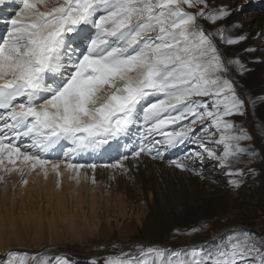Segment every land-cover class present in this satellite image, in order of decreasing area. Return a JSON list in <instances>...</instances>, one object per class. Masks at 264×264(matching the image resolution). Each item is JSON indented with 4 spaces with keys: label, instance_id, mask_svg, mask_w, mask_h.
<instances>
[{
    "label": "snow or ice",
    "instance_id": "obj_1",
    "mask_svg": "<svg viewBox=\"0 0 264 264\" xmlns=\"http://www.w3.org/2000/svg\"><path fill=\"white\" fill-rule=\"evenodd\" d=\"M242 9L218 0H15L0 35V171L27 186L31 174L60 177L63 168L79 182L91 169L95 184L98 166L115 180L147 158L205 178L199 169L211 161L238 190L264 162L236 119L251 102L237 91L247 65L223 52L250 39L231 21ZM111 153L105 164L73 162ZM46 252L9 251L0 264H78ZM90 264H264V234L233 226L213 247L137 244Z\"/></svg>",
    "mask_w": 264,
    "mask_h": 264
},
{
    "label": "bare ground",
    "instance_id": "obj_2",
    "mask_svg": "<svg viewBox=\"0 0 264 264\" xmlns=\"http://www.w3.org/2000/svg\"><path fill=\"white\" fill-rule=\"evenodd\" d=\"M218 2L229 5L226 0ZM14 10L15 0H4V3L0 4V17L10 18ZM231 21L242 25L240 31L250 37L240 45L223 48L225 57L240 56L248 69L242 76H236V80L241 97L251 102L247 115L236 119L242 121L245 128L250 121L254 122L252 134L249 131L253 137L252 144L254 138L259 137L263 146L262 152H258L264 154V44L258 43L261 37L259 34L264 29V11L250 13L244 22L239 21L234 14ZM244 48H255L257 51L246 53ZM181 150L170 151L167 155L169 158H176L182 155ZM105 158L106 156L97 157L93 161L101 162ZM255 168L256 175L247 180V183H252L253 189L257 186L255 183L262 179L264 162L258 159ZM207 169H199L205 177L201 178L187 172L168 169L163 164L145 158L138 170L133 169L125 176L117 175L115 180L111 179L110 169L98 166L95 170V184L91 182V169H81L79 182L74 178V173L64 171L63 168V175L60 177L51 170L47 178L42 173L31 174L27 177L29 183L26 187L45 195L47 206L42 210L37 204L23 205L18 215L9 213L7 207L0 206V250L25 247L26 238L22 230L32 224H35L33 231L38 227L39 231L47 229L48 233V241L38 240L36 246L44 243L55 245L62 241H88L96 237V234L103 236L112 230L109 220L100 222L97 219L103 208L107 211L109 207L115 206L118 208V215H125L127 211H131L129 205L136 201L146 206H143L146 213L143 229L155 242H161L163 237H167L185 246L199 244L212 237L216 230V217L231 219L232 214L227 213L226 205L234 200L233 190L226 186L225 177L217 179L223 173ZM0 176L4 177V181L0 182L1 204L6 190L11 186L8 182L15 183L20 176L18 173L8 174L3 171H0ZM99 180H104V185L98 182ZM107 186L115 194H110L106 199ZM193 227L203 230L199 234H191ZM128 228L130 225L124 224L120 231L128 233ZM90 261L87 264H90Z\"/></svg>",
    "mask_w": 264,
    "mask_h": 264
},
{
    "label": "rangeland",
    "instance_id": "obj_3",
    "mask_svg": "<svg viewBox=\"0 0 264 264\" xmlns=\"http://www.w3.org/2000/svg\"><path fill=\"white\" fill-rule=\"evenodd\" d=\"M226 1L233 7L238 4L243 5L242 11L236 13L237 19L241 22L247 20L250 13H259L260 11H264V0H249L248 3H245V0ZM256 3L258 4L259 9L256 7ZM13 14L14 12L11 15ZM261 33H264V29ZM258 43L264 44V36H261L258 39ZM238 93L241 95L239 91ZM253 125L254 122L250 121L249 125L246 126V129L250 131L251 134L253 132ZM253 145L256 147L257 151L262 152L261 150L263 145L259 137L254 138ZM203 167L206 169L208 168L207 170L210 169V171L219 172L214 168L213 162L205 163ZM223 177L224 176L221 174L217 177V179H222ZM98 182L104 185V180H99ZM8 184H11V186L9 187V190H6L5 198L1 200L0 206L7 207L6 209L9 213L13 212L15 215H18L23 205L37 204L42 210L47 206L45 195L43 196L42 193L38 194L37 192L31 190V187L21 186L20 179L16 180L15 183L8 182ZM255 184L257 185L255 189H253L252 183L246 182L238 190L232 191L234 194V200L228 202L226 205L228 211L227 213L230 212L232 214L231 219L227 220L225 217H216L217 225L213 235L217 231H221L224 228H226L225 230H229L232 226H242L258 236L260 234H264V174L261 181ZM107 189L108 192L106 194L108 196H106V199L110 194H115L109 186H107ZM112 189L114 190L113 187ZM143 206L145 205L142 204V202H133L129 205L131 211H127L125 215H118V208L115 206L109 207L107 211L103 208L101 211L102 214L97 216V219L100 222L109 220L110 228L112 229L111 232H108L103 236L96 234V237L93 239L76 243H70L68 241H65L64 243V241H62L60 243H56L55 245L53 243H44L43 245L36 246V243L39 241H48V233L47 229L39 231L38 227L35 231H33L35 224H32L24 227L22 230L23 235L26 238L24 241L27 245L21 248L10 247L9 249L3 251L0 250V257H3L2 254L6 251L13 249H16L13 251L28 253L29 255L34 253L43 255L46 250L54 251L55 253H57V251H63L70 254L73 261L77 262L76 259L83 258L84 260L81 263L86 264L90 259L93 260L94 258H100L104 260L108 255L117 254L121 251H127L133 245L141 243L145 246L160 245L164 247L172 246L177 250L182 249L184 244H177L170 238L163 237L161 242H155V239L147 236L146 231L143 229V221L146 218L145 208ZM200 207L201 206H199V208ZM44 211H46V213L49 212L48 210ZM19 222H21V220H19ZM124 224L130 225V228L127 229L128 233L120 231V227ZM21 227L23 226L21 225ZM221 232L217 235V239L212 244H209L208 247H213L219 241L223 240L220 236ZM124 237L128 238L125 239ZM209 239L210 238H208V240ZM20 250H26V252H22Z\"/></svg>",
    "mask_w": 264,
    "mask_h": 264
}]
</instances>
